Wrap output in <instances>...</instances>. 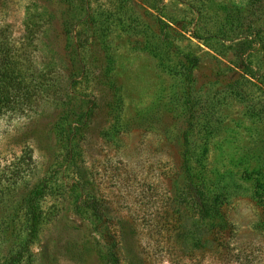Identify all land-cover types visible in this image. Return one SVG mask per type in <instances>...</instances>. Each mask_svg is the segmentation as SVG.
Returning <instances> with one entry per match:
<instances>
[{
  "label": "rangeland",
  "instance_id": "rangeland-1",
  "mask_svg": "<svg viewBox=\"0 0 264 264\" xmlns=\"http://www.w3.org/2000/svg\"><path fill=\"white\" fill-rule=\"evenodd\" d=\"M5 64L0 264H264V0H0Z\"/></svg>",
  "mask_w": 264,
  "mask_h": 264
},
{
  "label": "trees",
  "instance_id": "trees-1",
  "mask_svg": "<svg viewBox=\"0 0 264 264\" xmlns=\"http://www.w3.org/2000/svg\"><path fill=\"white\" fill-rule=\"evenodd\" d=\"M5 67H7V72L5 71L0 77L1 79H3L0 82V91L1 90V86L4 85L6 86L5 88L8 89L9 86L12 87L13 89V95H16L17 93H20V87L21 85H23V83H25V75L22 71V69H20L19 67H17L16 65H6ZM0 74H1V68H0ZM2 93V92H1ZM10 103L9 99L7 98V100L5 98L0 100V108L2 106H7ZM92 208L94 211L98 212V208L94 205V203H92ZM200 208H201V212H202V217L207 221H211L213 219V213H211V211L204 205L202 204V202H200ZM37 215L36 213H33L32 216V227L34 230V227L36 225V221H37ZM112 264H120V262L118 260L113 261Z\"/></svg>",
  "mask_w": 264,
  "mask_h": 264
}]
</instances>
